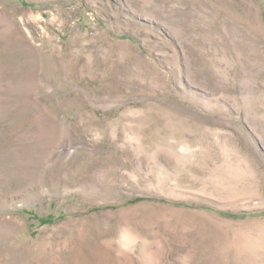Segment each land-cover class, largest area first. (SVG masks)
I'll return each mask as SVG.
<instances>
[{
	"label": "rangeland",
	"instance_id": "obj_1",
	"mask_svg": "<svg viewBox=\"0 0 264 264\" xmlns=\"http://www.w3.org/2000/svg\"><path fill=\"white\" fill-rule=\"evenodd\" d=\"M0 264H264V0H0Z\"/></svg>",
	"mask_w": 264,
	"mask_h": 264
}]
</instances>
